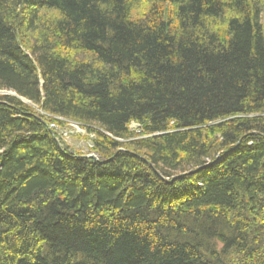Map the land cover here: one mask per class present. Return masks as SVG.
I'll return each mask as SVG.
<instances>
[{"label": "trees", "instance_id": "trees-1", "mask_svg": "<svg viewBox=\"0 0 264 264\" xmlns=\"http://www.w3.org/2000/svg\"><path fill=\"white\" fill-rule=\"evenodd\" d=\"M0 93V264H264V0H0Z\"/></svg>", "mask_w": 264, "mask_h": 264}, {"label": "rangeland", "instance_id": "rangeland-1", "mask_svg": "<svg viewBox=\"0 0 264 264\" xmlns=\"http://www.w3.org/2000/svg\"><path fill=\"white\" fill-rule=\"evenodd\" d=\"M0 95H3L0 93ZM8 95V94H5ZM25 104V101H22ZM29 105V104H28ZM48 127L60 138L69 148L73 149L74 152H80L87 154V150L91 147V139L93 135H88L87 132L79 125H64L57 127L52 124H48ZM135 128L134 125L131 126Z\"/></svg>", "mask_w": 264, "mask_h": 264}, {"label": "bare ground", "instance_id": "bare-ground-1", "mask_svg": "<svg viewBox=\"0 0 264 264\" xmlns=\"http://www.w3.org/2000/svg\"><path fill=\"white\" fill-rule=\"evenodd\" d=\"M68 156H69V157H72V155H71V154H68ZM72 158H73V157H72Z\"/></svg>", "mask_w": 264, "mask_h": 264}]
</instances>
